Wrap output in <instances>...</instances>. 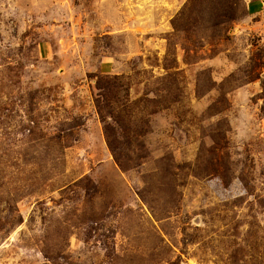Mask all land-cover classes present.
I'll list each match as a JSON object with an SVG mask.
<instances>
[{
	"label": "rangeland",
	"instance_id": "obj_1",
	"mask_svg": "<svg viewBox=\"0 0 264 264\" xmlns=\"http://www.w3.org/2000/svg\"><path fill=\"white\" fill-rule=\"evenodd\" d=\"M0 264H264V0H0Z\"/></svg>",
	"mask_w": 264,
	"mask_h": 264
}]
</instances>
